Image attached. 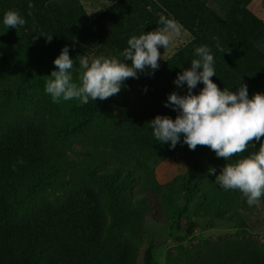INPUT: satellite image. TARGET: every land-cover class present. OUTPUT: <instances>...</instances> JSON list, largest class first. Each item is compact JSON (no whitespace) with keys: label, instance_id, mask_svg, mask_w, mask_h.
<instances>
[{"label":"rangeland","instance_id":"obj_1","mask_svg":"<svg viewBox=\"0 0 264 264\" xmlns=\"http://www.w3.org/2000/svg\"><path fill=\"white\" fill-rule=\"evenodd\" d=\"M119 1L49 0L46 3L49 10L73 24L90 22L96 27V21L104 16L101 29L113 42L107 43L106 37V43L97 48L86 45L74 34L67 44L62 43L56 29L49 32L36 26L33 17H25L26 10L21 15L26 21L23 26L6 29L0 23V163H3L0 165L3 172L15 177L36 174L43 188L31 200L24 191L18 198L20 203H13L0 215V264H144L149 246L153 247V264H264V197L258 205L250 207L238 190H224L214 183L215 175L208 172L214 167L218 174L226 163H234L251 149L226 161L214 151L210 158L205 150H190L182 142L174 149L167 147L148 161L146 170L139 169L136 182L128 189L133 205L148 207L147 214L139 221L141 228L122 231H116L110 224L107 228L99 221L83 223L76 215L81 211L76 199L80 194L91 197L84 199L91 202L92 208L94 199L98 203V215L103 213L108 197L105 196L104 202V192L97 185L76 178L70 182L68 176L58 178V173L49 184L43 181L51 169L62 168L64 156L73 158L65 163L68 168L81 158L79 148L83 145L74 141L75 136L101 125L126 127L139 122L137 115L142 110L137 85H130L128 78L122 85L126 90L118 99L110 96L103 101L91 100L89 103L96 110L91 115L82 112L83 105L76 100L53 103L44 91L47 78L50 79L56 67L53 60L65 45L74 60L73 81L79 83L81 55L89 59L99 56L120 59L105 44H117L118 49H124L132 35L155 30L158 25L153 19L165 14L160 6H118ZM201 1L221 16L234 10L231 13L237 15L232 16L239 18L240 12H247L264 27V0ZM10 3L0 8V20L9 10L19 14L22 11ZM164 16L171 19L169 14ZM237 24H241L242 31L243 23ZM180 28L181 35L169 49L164 52L162 46L158 47L163 55L159 64L192 40ZM249 31L253 44L241 69L247 68L245 73L254 81L253 87L248 86L251 97L254 91L264 93V71L258 73L256 69L264 58V31L258 33L256 26ZM47 35L52 36L50 41ZM46 58L52 64L45 73L40 63ZM241 69L233 64L229 75L232 77ZM16 77L21 78L20 85L7 91L5 84L18 80ZM40 113L55 114L63 121L54 131L53 154L46 158L38 152L43 158L37 157L36 162V153L32 151L33 129L39 124ZM20 146L25 150L21 151ZM258 148L256 142L252 151ZM187 152L200 160L201 167L195 170L189 164Z\"/></svg>","mask_w":264,"mask_h":264},{"label":"trees","instance_id":"obj_2","mask_svg":"<svg viewBox=\"0 0 264 264\" xmlns=\"http://www.w3.org/2000/svg\"><path fill=\"white\" fill-rule=\"evenodd\" d=\"M9 1L18 9H22L20 15H23V11L26 10L25 17H33L35 25L41 29L49 32L56 29L60 36H58L59 40L61 39L64 44H67L71 34H74L92 48H97L102 43H106L105 40L108 37L101 29L104 16L96 21V27L91 26L90 22L73 24L49 10L46 5L49 0H31L33 5L31 8H29V0H0V8L7 7ZM141 4L151 7L160 6V10L164 11L165 14H169L172 20L182 26L192 36V40L189 44L178 49L168 60L160 63L159 68L154 73L140 72L138 78H128L130 79V85H137L136 93L142 110V113L137 115L139 122L126 127H105L101 125L96 129H90L82 132L79 136H75L74 141L77 144L80 141L79 144L83 145L79 148L81 158L73 164V167L68 168L65 163L68 160L73 161V158L64 156L62 168L59 169L57 166L54 171L51 169L43 177V181L48 184L58 173V178L68 176L70 182L72 178H76L78 181L88 180L97 185L104 192V202L105 196L108 197L103 213L98 215V203L94 199H92L94 206L92 208L91 202L84 199V196L90 199L91 197L80 194L79 198L76 197V199L81 211L76 215H79L83 223L87 221L92 224L99 221L107 228L110 224L116 231H122L129 227L141 228L139 221L143 220L147 214L148 207L146 205L132 204L128 189L136 182L139 169L146 170L149 166L148 161L169 147L167 143L162 145L155 140L148 122L158 114L168 115L173 119L176 117L177 112L171 107H165L164 102L167 95L173 91L180 95L186 93V85L178 88L173 81L177 73L182 68H188L190 61L196 58L194 48L199 45H207L211 48L216 72V75L211 79L221 89L225 87L236 91L241 83L246 84L247 88L249 85L254 84V81L245 73L247 68L241 69L246 59V53L252 48L250 44H253L250 36H248L250 34L252 37L249 30L252 26H256L258 33L264 31L261 22L247 12H240L238 14L239 18L232 16L237 15L231 13L234 10L222 16L217 15L216 12L206 8L201 0H120L117 5L131 7V5ZM158 20V17H155L153 22L158 25ZM238 22L243 23L242 31L239 29L241 24H237ZM107 40V43L113 42L111 38ZM217 43L225 53L217 49ZM47 46H45V49L49 48ZM105 47L113 56H119L120 59H123L121 55L123 49H118L117 44H105ZM125 62L131 63V61ZM51 64L52 61L46 58L41 61L40 67L46 73V70H51ZM233 64H236L241 70H236V75L231 77L229 71L233 69ZM256 69L258 73L264 71V58L258 62ZM17 79L8 81L5 84V89L7 91H12L14 87L16 89L20 85L18 83L21 78ZM15 83L18 85H15ZM202 87L203 84L198 83L193 92L197 93ZM125 90L126 88L122 86L121 91L112 98L118 99ZM89 102L82 104L81 107V111L87 115H91L96 111L93 104ZM62 106L65 105L62 104ZM37 120L39 124L37 123L38 125L33 129L34 142L32 144V151L36 153V162L37 157L42 159L44 155L49 158L53 154L54 131L61 125L62 119L55 114L40 113ZM77 129L79 130V128ZM26 147H28L27 144H25ZM25 148L20 146L21 151ZM196 148L205 150L210 158L213 155V151L208 146L197 145ZM38 152L43 155H39ZM187 154L188 162L192 167H195V170L201 167L200 160L196 159L190 152H187ZM136 167H139L138 170ZM2 168L3 165H0V215L9 209L13 203L19 204L18 198L23 196L24 191L29 195L28 199L31 200L33 195L43 189L36 174L15 177L6 171L3 172ZM152 251V246H149L145 251L144 264H153Z\"/></svg>","mask_w":264,"mask_h":264},{"label":"clouds","instance_id":"obj_3","mask_svg":"<svg viewBox=\"0 0 264 264\" xmlns=\"http://www.w3.org/2000/svg\"><path fill=\"white\" fill-rule=\"evenodd\" d=\"M32 6L29 0V8ZM25 22L15 10L7 11L0 20L6 29H17ZM180 35L178 23L162 15L155 30L132 35L127 40V47L121 53L123 60L105 56L89 59L81 55L79 83L73 81L74 60L65 45L53 60L56 67L44 91L53 103L76 100L87 104L89 100L115 96L127 78H138V73L145 69L154 73L159 68L158 60L163 59L158 47L162 46L165 52ZM47 39L50 41L52 36L47 35ZM216 47L223 52L219 43ZM194 53L196 58L190 61L188 68H182L173 81L178 88L186 85V93L180 95L173 91L164 102L165 107L177 112L176 117L156 115L148 122L152 136L162 145L167 143L170 149L181 142L190 150H195L197 145L208 146L226 161L251 149L234 163H226L218 174L214 167L208 172L215 175L214 183L224 190H238L250 207L258 205L264 197V140L261 139L264 137V93L257 92L250 97L243 83L236 91L219 88L211 79L216 75L211 48L199 45ZM198 83L203 87L194 93ZM256 142L259 148L252 151Z\"/></svg>","mask_w":264,"mask_h":264},{"label":"crops","instance_id":"obj_4","mask_svg":"<svg viewBox=\"0 0 264 264\" xmlns=\"http://www.w3.org/2000/svg\"><path fill=\"white\" fill-rule=\"evenodd\" d=\"M179 25V24H178ZM183 28V27H182ZM185 30V29H184Z\"/></svg>","mask_w":264,"mask_h":264}]
</instances>
